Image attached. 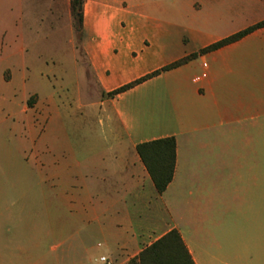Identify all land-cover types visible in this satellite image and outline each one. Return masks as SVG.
I'll return each instance as SVG.
<instances>
[{
    "label": "crops",
    "instance_id": "1",
    "mask_svg": "<svg viewBox=\"0 0 264 264\" xmlns=\"http://www.w3.org/2000/svg\"><path fill=\"white\" fill-rule=\"evenodd\" d=\"M33 10L54 16L71 53L58 58L78 67L71 0H0L7 82L16 57L44 50L25 39ZM263 21L264 0H85L81 48L101 92L85 100L79 87L61 106L82 123L97 113L101 131L89 129L81 142L73 132L68 143L56 136L54 159L43 153V166L60 195L69 191L79 229L103 237L106 252L134 257L177 230L195 264H264V27L104 96ZM36 94L47 124L56 98ZM168 137L176 139V167L159 194L136 147ZM30 238L18 235L28 242L18 247L7 238L0 251L40 250V231L34 247ZM106 258L99 261L111 264Z\"/></svg>",
    "mask_w": 264,
    "mask_h": 264
},
{
    "label": "rangeland",
    "instance_id": "2",
    "mask_svg": "<svg viewBox=\"0 0 264 264\" xmlns=\"http://www.w3.org/2000/svg\"><path fill=\"white\" fill-rule=\"evenodd\" d=\"M30 14L37 17L28 21L33 27L26 30L25 39L38 42L44 50L30 54L32 58L29 54L26 59L16 57L10 82L0 64V245L13 236L15 247L28 243L17 241L23 233L26 239L31 237L29 243L34 247L33 235L40 231L41 247L37 251H0V264H102V255L109 257L111 264H130L140 253L133 257V252H106L103 237L80 230L69 191L64 189L60 195L53 173L45 171L43 157L46 154L49 160L54 159L56 136L63 134L68 143L73 132L81 142L89 129L94 134L101 131L97 113L89 114L88 121L82 123V115L69 112L61 101H71L79 87L85 100L98 99L101 91L82 51L81 35L77 67L70 57L58 58L71 53L66 50L67 33L56 29L54 16L39 10ZM36 93L56 98L47 124L40 118L47 107L36 106ZM27 105L30 111L25 110ZM95 136L98 147L100 141Z\"/></svg>",
    "mask_w": 264,
    "mask_h": 264
},
{
    "label": "trees",
    "instance_id": "3",
    "mask_svg": "<svg viewBox=\"0 0 264 264\" xmlns=\"http://www.w3.org/2000/svg\"><path fill=\"white\" fill-rule=\"evenodd\" d=\"M85 0H71V11L74 19V27L79 35L83 28V13ZM264 27V21L246 30L222 39L184 59L174 62L171 65L154 71L133 82L121 86L104 96L114 98L135 86L160 75L162 72L177 68L204 54L218 50L226 45L234 43L252 31ZM31 103V102H30ZM137 152L146 166L159 194H162L172 182L175 173L177 159V143L174 137L162 138L154 141L140 143L136 147ZM130 264H195L186 244L177 230H171L150 246L143 249L140 254L130 261Z\"/></svg>",
    "mask_w": 264,
    "mask_h": 264
},
{
    "label": "built area",
    "instance_id": "4",
    "mask_svg": "<svg viewBox=\"0 0 264 264\" xmlns=\"http://www.w3.org/2000/svg\"><path fill=\"white\" fill-rule=\"evenodd\" d=\"M205 65H206V64H205ZM100 261L106 263V262H107V258H106V257H101V258H100Z\"/></svg>",
    "mask_w": 264,
    "mask_h": 264
}]
</instances>
